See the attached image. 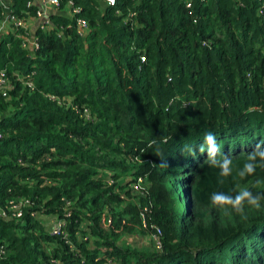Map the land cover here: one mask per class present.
<instances>
[{"label": "trees", "instance_id": "1", "mask_svg": "<svg viewBox=\"0 0 264 264\" xmlns=\"http://www.w3.org/2000/svg\"><path fill=\"white\" fill-rule=\"evenodd\" d=\"M113 1L0 38V264H264V0Z\"/></svg>", "mask_w": 264, "mask_h": 264}, {"label": "built area", "instance_id": "2", "mask_svg": "<svg viewBox=\"0 0 264 264\" xmlns=\"http://www.w3.org/2000/svg\"><path fill=\"white\" fill-rule=\"evenodd\" d=\"M103 1L107 4H110V5L113 4V2H114L113 0H103ZM39 3H40L41 7H40V9H38V8L36 9L37 10L36 15L33 18L41 19V21L37 27L48 28L49 25L47 23L45 16L43 19L44 11L48 7H50L53 10H57V7L59 6L58 0H40ZM68 6H69L68 7L69 13L75 14L76 12H78L77 6H71L70 2L68 3ZM2 15H3V12H2ZM5 17L8 20L7 27L9 24V33H12L15 36H18V35L20 36V34L17 33L18 28H23V30L25 31V21L22 18H18V17L11 15L9 10H8L7 14L5 15ZM86 25H87V23L84 19H82V18L76 19V30L78 33L84 32L86 29ZM22 39L24 40L23 41V45H25L24 47H29L32 49V48H35L37 46L36 41L33 38V34L30 36V34L26 32V34L24 36H22ZM141 59H143V58H141ZM5 85H6L5 73L3 70H0V89H3L5 87ZM139 181H140V179L138 178L136 180V182H134L131 185V188L133 190L137 191L138 189H140ZM18 208H19V205L13 207L12 215H14L15 217L20 216V211ZM59 226H60V223H58V222L52 224L50 227L52 230V233H57L59 230ZM153 242H154L155 247L159 246L158 242H157V238L154 237Z\"/></svg>", "mask_w": 264, "mask_h": 264}, {"label": "clouds", "instance_id": "3", "mask_svg": "<svg viewBox=\"0 0 264 264\" xmlns=\"http://www.w3.org/2000/svg\"><path fill=\"white\" fill-rule=\"evenodd\" d=\"M207 145L210 148V151L214 152L216 151V147H215V137L212 134H207L204 137ZM204 148L203 146H201V152H203ZM251 158V157H250ZM246 168L248 169L249 172L252 171V168L250 165H246ZM228 174V162L225 161V164L223 165V172L222 175H227ZM249 198V204L250 205H254L259 207V204L250 199V193L247 190H241L240 194L235 198V200H232L231 197H226L224 195L221 194H213L211 197L212 203L214 205H230L233 208H236L238 206H242L243 201Z\"/></svg>", "mask_w": 264, "mask_h": 264}, {"label": "crops", "instance_id": "4", "mask_svg": "<svg viewBox=\"0 0 264 264\" xmlns=\"http://www.w3.org/2000/svg\"><path fill=\"white\" fill-rule=\"evenodd\" d=\"M32 3H34L36 5V8L40 9V3L39 1L40 0H31ZM0 6L2 7V10H3V15H2V18H0V38L6 36L8 33H9V24H8V27H7V23H8V20L7 18L5 17V15L7 14L9 8H8V0H0ZM65 11H64V14L65 15H69V8H64ZM55 12V10L51 9L50 7L46 8L45 11H44V14H43V19H44V16L47 20V23H48V27H51L52 26V18H51V15ZM41 19L39 18H29L28 20H25V30L27 31V33L30 34V36L33 34L34 32V29L39 25Z\"/></svg>", "mask_w": 264, "mask_h": 264}, {"label": "rangeland", "instance_id": "5", "mask_svg": "<svg viewBox=\"0 0 264 264\" xmlns=\"http://www.w3.org/2000/svg\"><path fill=\"white\" fill-rule=\"evenodd\" d=\"M138 238H140V237H138ZM135 239H136V241H137V244H141V245H147V244H149V241H147V239H146L145 237L140 238V239H139L140 241H138L137 238H135ZM135 239H134V240H135Z\"/></svg>", "mask_w": 264, "mask_h": 264}]
</instances>
